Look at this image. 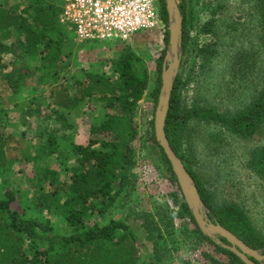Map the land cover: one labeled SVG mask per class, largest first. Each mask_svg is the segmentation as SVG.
Masks as SVG:
<instances>
[{"label": "rangeland", "instance_id": "obj_1", "mask_svg": "<svg viewBox=\"0 0 264 264\" xmlns=\"http://www.w3.org/2000/svg\"><path fill=\"white\" fill-rule=\"evenodd\" d=\"M177 2L185 4L189 31L185 47L181 43L180 48V109L206 106L229 116L244 110L264 88V43L258 0ZM211 17L216 19L215 27L211 33H205L201 26ZM59 24L64 27L60 21ZM166 39L163 30H141L126 43L137 53L133 68L147 78V94L158 83V62L161 56L164 60L169 49ZM119 44L78 41L70 31L61 44L56 65H41L39 55L22 56L23 47L17 43L19 58L5 53V73L13 65L27 71L25 77L11 84L13 87L0 91V143L4 142L7 155L6 165L0 170V197L6 189L18 188L21 203L28 211L39 216L46 213L30 202L39 183L49 188L46 186L49 177L42 176L44 169L56 170L54 183L69 182L70 168L78 166L72 145L87 144L94 137L90 128L114 111L94 97L67 107L55 106L54 91L63 86L71 89L76 81L85 78L86 72L117 82L111 60ZM206 47L214 51L210 54L200 51ZM18 76L19 72H15L12 80ZM156 104L143 97L132 112L137 135L133 141L134 163L128 170L130 182L125 191L105 212L87 214L85 225L123 219L128 225L127 236L136 248V264H232L227 254L198 238L195 225L182 210L184 198L178 183L170 179L156 150L150 147ZM29 106L36 109L34 115L24 113ZM49 134L56 138L57 149L48 155L43 146ZM178 140L186 164L211 192L214 205L235 203L242 207L264 236V181L249 164L253 149L264 145V120L254 134L242 137L218 122L192 118ZM56 194L61 196L62 192ZM50 221L58 233L72 230L58 214L50 215ZM121 233L117 231V235Z\"/></svg>", "mask_w": 264, "mask_h": 264}, {"label": "trees", "instance_id": "obj_2", "mask_svg": "<svg viewBox=\"0 0 264 264\" xmlns=\"http://www.w3.org/2000/svg\"><path fill=\"white\" fill-rule=\"evenodd\" d=\"M157 4L168 41L165 0H157ZM178 6L183 19L181 43L185 47L189 35L185 4L182 2ZM258 10L264 43V0H258ZM60 12V0L58 3L51 0H26L24 4L13 0L0 1V91L13 87L12 83L25 77L27 70L21 66L13 65L9 72H4L5 53L12 54L15 59L21 56L16 51V43L23 47L22 56L39 55L41 65H56L59 62L61 44L68 39L70 32L59 24ZM215 22V17H211L201 26L202 30L211 33ZM119 43L115 57L111 60V69L117 74V82L86 72L85 78L76 81L71 89L63 86L54 91L52 104L55 106L67 107L70 103L94 97L114 111L90 128L94 137L87 144L72 145L78 166L70 168L69 182L54 183L56 170L44 169L42 176L49 177L46 181L49 188L45 189L39 183L30 202L34 207L44 210L45 214L39 216L28 211L21 203L22 195L18 188L4 191L0 197V264H136V248L127 236L128 225L123 219L114 218L103 224L95 222L89 226L84 221L87 214L108 210L125 191L130 182L128 170L134 163L133 141L137 135L132 112L143 97L150 98L156 104L161 86L163 57L158 62V83L147 94V78L137 74L133 68V62L138 59L137 53L127 42ZM200 51L210 54L214 49L206 47ZM15 72H19V76L13 81ZM181 81L178 73L173 82L165 119L166 138L194 180L209 210V218L234 233L248 247L264 254V236L254 227L242 207L235 203L214 205L211 192L186 164L178 145L180 132L192 118L218 122L242 137L254 134L264 120V88L247 108L229 116L206 106L193 105L181 110L178 96ZM35 110L34 106H29L24 113L34 115ZM150 140V147L156 150V156L170 179L177 182L171 164L155 138L153 120ZM3 144L0 143V170L7 161ZM43 149L48 155L57 149L56 138L52 134L48 135ZM249 164L264 181V145L253 149ZM57 192H62V195H57ZM181 207L195 225L198 238L207 240L217 250L227 254L230 263L246 264L234 252L202 233L184 199ZM52 214L63 217L72 228L71 232H56L50 221ZM118 230L122 231L120 235H117ZM220 239L227 243L223 237Z\"/></svg>", "mask_w": 264, "mask_h": 264}, {"label": "water", "instance_id": "obj_3", "mask_svg": "<svg viewBox=\"0 0 264 264\" xmlns=\"http://www.w3.org/2000/svg\"><path fill=\"white\" fill-rule=\"evenodd\" d=\"M168 15V41L169 49L165 53L161 70V86L154 112V133L159 145L163 148L172 170L176 176L191 214L199 229L216 243L231 250L246 264H259L264 262V254L244 244L234 233L217 222L212 221L207 213L197 186L187 171L184 163L171 148L164 131L165 119L169 108V100L173 88V82L178 74L180 66V48L182 41V14L177 0H165ZM223 237L227 243L222 242Z\"/></svg>", "mask_w": 264, "mask_h": 264}, {"label": "built area", "instance_id": "obj_4", "mask_svg": "<svg viewBox=\"0 0 264 264\" xmlns=\"http://www.w3.org/2000/svg\"><path fill=\"white\" fill-rule=\"evenodd\" d=\"M59 21L78 41L128 42L141 30L164 31L157 0H60Z\"/></svg>", "mask_w": 264, "mask_h": 264}]
</instances>
